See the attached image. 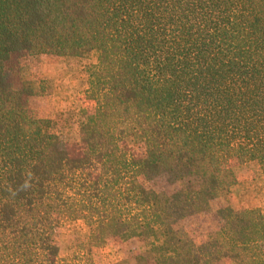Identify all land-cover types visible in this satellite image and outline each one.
Listing matches in <instances>:
<instances>
[{
  "label": "trees",
  "instance_id": "obj_1",
  "mask_svg": "<svg viewBox=\"0 0 264 264\" xmlns=\"http://www.w3.org/2000/svg\"><path fill=\"white\" fill-rule=\"evenodd\" d=\"M40 54L90 61L81 123L96 174L31 112L15 65ZM235 159L264 169V0H0V264H112L93 257L109 238L142 240L148 264H264V211L213 210ZM209 213L208 239L177 228ZM64 220L87 230L72 260Z\"/></svg>",
  "mask_w": 264,
  "mask_h": 264
},
{
  "label": "rangeland",
  "instance_id": "obj_2",
  "mask_svg": "<svg viewBox=\"0 0 264 264\" xmlns=\"http://www.w3.org/2000/svg\"><path fill=\"white\" fill-rule=\"evenodd\" d=\"M89 60L77 61L63 59L56 55L40 54L25 56L16 63L17 74L34 89L29 98L32 114L52 121L54 130L72 155L87 157V171L96 174L98 160L91 158L85 145L82 120L91 109L89 102L82 101V93L87 87L83 67ZM120 153L141 156L144 146L123 145ZM236 174V185L227 199L213 202V210L232 205L237 210L260 207L264 211V169L254 161L235 159L231 162ZM148 187L157 190L173 191L174 185L164 179L145 181ZM218 227L213 213L194 217L178 225L180 232H191L198 241L208 239ZM86 228L80 222L62 221L58 229L57 240L60 245V259L72 260L78 248L86 242ZM93 257L99 263L112 264H148L152 257L146 244L140 239L116 242L109 238L104 248L93 249ZM221 264H230L224 261Z\"/></svg>",
  "mask_w": 264,
  "mask_h": 264
}]
</instances>
